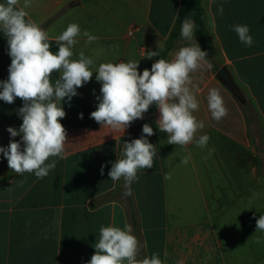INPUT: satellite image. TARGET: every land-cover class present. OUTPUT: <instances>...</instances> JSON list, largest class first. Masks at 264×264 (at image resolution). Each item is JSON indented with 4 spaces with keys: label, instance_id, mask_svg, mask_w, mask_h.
I'll list each match as a JSON object with an SVG mask.
<instances>
[{
    "label": "crops",
    "instance_id": "0c3cea01",
    "mask_svg": "<svg viewBox=\"0 0 264 264\" xmlns=\"http://www.w3.org/2000/svg\"><path fill=\"white\" fill-rule=\"evenodd\" d=\"M201 3L212 60L205 57L204 68L190 74L189 87L199 102L193 115L204 124L195 137L206 133L207 146L168 144L167 134L155 123L159 118L155 104L124 133L100 126L89 115L96 108L100 89L93 73L78 88L70 106L62 104L65 158L50 157L56 166L47 176L19 175L9 169L6 159H0V264H85L95 252L100 227L109 224L132 226L141 245L140 258L155 252L162 264L177 260L249 264V229L264 215V175L260 172L264 166V0ZM180 4L181 0H31L25 11L41 28L59 13L43 28L51 51L58 47L56 37L76 23L81 34L71 59L83 52L93 59L92 71L101 63L132 60L142 72L158 59L147 55L151 51L159 55L175 26ZM17 7L23 8L24 0H18ZM221 7L222 14L217 11ZM234 24L249 26L251 47L239 41L230 27ZM85 30L98 39L86 43ZM184 46H198L194 34L190 41L180 38L164 59H173ZM6 48V38L0 34V80L8 75ZM223 67L246 96L247 105L218 77ZM58 77L53 72L50 82ZM210 88L218 89L227 108L219 121L211 118L207 108ZM21 106L18 97L11 104L0 100V145L9 143L7 127L18 128L22 123L17 116ZM145 123L153 128L148 139L157 155L152 168L139 169L131 185L138 217L134 233L123 181H112L107 173L109 162L121 156L132 131L138 128L134 138H139ZM254 131H261V139L253 136ZM189 154L188 163H182ZM166 174L170 179H165ZM260 241L261 249V237ZM259 262L264 264V253L255 264Z\"/></svg>",
    "mask_w": 264,
    "mask_h": 264
},
{
    "label": "clouds",
    "instance_id": "9594fccd",
    "mask_svg": "<svg viewBox=\"0 0 264 264\" xmlns=\"http://www.w3.org/2000/svg\"><path fill=\"white\" fill-rule=\"evenodd\" d=\"M30 4L31 0H24V7L19 8L18 0H0V34L6 38V52L10 57L7 78L0 80V100L9 104L17 97L22 100V106L17 109L22 123L18 128L8 126L9 143L0 145V159H6L9 169L19 175L27 172L42 179L56 166V160H49L50 157L65 158L66 129L61 119L66 113L62 104L70 106L72 98L79 94L78 88L88 83L93 73L100 89L96 108L89 115L100 126L124 133L155 104L159 111L155 123L160 132L167 134L168 144L207 146L206 133L195 137L204 124L193 115L199 102L189 87L190 74L204 68L206 52L200 46L181 47L173 59H157L142 72L138 71V62L132 60L101 63L92 71L93 59L83 52L78 59H71L73 46L78 42L76 38L81 34L79 25L69 24L54 41L57 49L51 51L48 33L27 18L25 9ZM217 11L222 14L223 8ZM230 27L242 44L252 46L253 37L247 24ZM194 29V22L185 19L180 36L190 41ZM83 35L86 43L98 39L87 30ZM156 56V51L147 55L148 58ZM53 72H58L59 77L51 83ZM93 92L95 94V90ZM206 100L213 120L219 121L227 115L218 89L210 88ZM78 115L83 118V113ZM151 135L153 128L148 123L143 124L139 138L125 141L121 156L109 162L107 175L112 181H123L125 197L131 195V185L138 179L137 171L153 166L157 149L149 142ZM17 136L18 140L13 139ZM189 158L190 154L181 162L187 164ZM104 167L102 163L101 175ZM165 179L170 176L166 174ZM256 230L264 232V215L256 220ZM94 248L95 252L85 264H162L155 252L150 257L140 258L141 245L129 224L123 228L102 225ZM176 264H183V260H177Z\"/></svg>",
    "mask_w": 264,
    "mask_h": 264
},
{
    "label": "trees",
    "instance_id": "16d2710c",
    "mask_svg": "<svg viewBox=\"0 0 264 264\" xmlns=\"http://www.w3.org/2000/svg\"><path fill=\"white\" fill-rule=\"evenodd\" d=\"M58 15L59 13L56 14V16ZM56 16L47 20L45 24L42 26V29L48 26V24H50V22H52ZM185 19H190L194 22V25H195L194 36H195L196 43L198 46L201 47L202 50L206 52V58L208 60H212L210 52H209L208 42H207L208 41L207 40L208 39V28L206 24V15L202 7L201 0H181L180 8L178 10V14H177L176 21H175V26L172 32L170 33V36L168 37L164 47L160 50L158 59H164L169 53V51H171L175 47L177 41L180 38H182L180 36V29H181V23ZM238 99L243 105H247V98L242 92H240ZM152 107L153 105L149 107L148 111H151ZM138 131L139 129L135 128L130 134L128 141H131V139L135 137ZM124 202L127 205L128 210L130 212V216H131V220H132V224L134 228V233H136V230L138 227V217H137L136 206H135L132 194L125 197Z\"/></svg>",
    "mask_w": 264,
    "mask_h": 264
},
{
    "label": "rangeland",
    "instance_id": "374dc122",
    "mask_svg": "<svg viewBox=\"0 0 264 264\" xmlns=\"http://www.w3.org/2000/svg\"><path fill=\"white\" fill-rule=\"evenodd\" d=\"M254 137L259 136L258 139H261V131H254ZM260 172L264 175V166L260 167ZM255 226H250L249 229V238H248V256L249 264H255L260 260V255L264 253V248L260 249V243H257V240L263 239L264 241V232L256 230ZM261 233V234H260ZM260 264V262H259Z\"/></svg>",
    "mask_w": 264,
    "mask_h": 264
},
{
    "label": "water",
    "instance_id": "95a60500",
    "mask_svg": "<svg viewBox=\"0 0 264 264\" xmlns=\"http://www.w3.org/2000/svg\"><path fill=\"white\" fill-rule=\"evenodd\" d=\"M217 75L232 92L237 95L240 94L234 80L232 79L229 71L225 67L221 68L218 71Z\"/></svg>",
    "mask_w": 264,
    "mask_h": 264
},
{
    "label": "built area",
    "instance_id": "2783aa9c",
    "mask_svg": "<svg viewBox=\"0 0 264 264\" xmlns=\"http://www.w3.org/2000/svg\"><path fill=\"white\" fill-rule=\"evenodd\" d=\"M133 32H134V28H133V29H131L130 33H133Z\"/></svg>",
    "mask_w": 264,
    "mask_h": 264
}]
</instances>
